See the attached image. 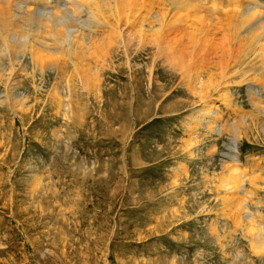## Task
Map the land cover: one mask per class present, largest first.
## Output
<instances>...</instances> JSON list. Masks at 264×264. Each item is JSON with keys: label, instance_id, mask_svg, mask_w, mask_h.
<instances>
[{"label": "rangeland", "instance_id": "1", "mask_svg": "<svg viewBox=\"0 0 264 264\" xmlns=\"http://www.w3.org/2000/svg\"><path fill=\"white\" fill-rule=\"evenodd\" d=\"M53 1L62 20L79 25L69 28L71 52L81 50L76 35L90 46L100 32L86 26L87 13L73 14L71 0ZM137 1L143 14L151 12L143 27H158L160 1ZM38 5L16 13L26 18L38 8L50 17L56 9ZM217 14L196 23L209 27L207 37L216 32L213 42L193 48L186 39L192 27L172 28L157 60L146 43L151 36L145 45L128 42L123 17V42L103 62L61 56L60 67L47 63L40 73L26 51L10 61L12 79L2 62L0 264H264L257 244L264 238V71L255 53L250 67L257 69L241 77L238 43L230 54L220 43L234 22ZM192 55L200 65L193 93L178 65ZM213 80L219 91L201 117L196 83ZM231 167L241 172L238 187Z\"/></svg>", "mask_w": 264, "mask_h": 264}, {"label": "bare ground", "instance_id": "2", "mask_svg": "<svg viewBox=\"0 0 264 264\" xmlns=\"http://www.w3.org/2000/svg\"><path fill=\"white\" fill-rule=\"evenodd\" d=\"M13 1H15L14 4L12 3ZM52 1L53 0H12V1L0 0V53L3 52L2 54H5V56L0 55V68L3 66L2 65L3 61H8L10 65V67L8 66L10 68L9 77L11 79L14 75L13 72L15 70L14 68H12V63H10V61H12L14 57H16L17 53L24 54V52L26 51H28L30 54V64L32 68L35 69L38 67L40 73L43 71L44 65L47 63L57 64L60 67L59 62L61 56L71 58L74 55L77 61H79L84 59L86 54L87 57L89 56L91 58L95 55L97 60L99 61L101 60L103 62L102 55L108 52V49L111 48V45H118L123 42V32L120 30V27L124 20H125L124 26L126 27V28L124 27V29H126L127 31L126 37L128 38V42L135 40L137 38L139 42L143 44L142 42L143 37L147 39L148 36H151V39H148L149 42L147 41L146 43L147 44L152 43L153 45H155L156 52L153 57L155 58V60H157L160 57L161 52L164 51L165 48H163V46L167 42L171 41V38L170 40L168 39V41L167 38L170 36L172 32L173 30L172 28L178 27L179 28L178 32H180L181 27L184 26H186L184 28L192 27L194 29V32L193 33L187 32L189 36H187L186 39L189 37L188 38L189 43H191V47L193 48L199 45L200 42L204 44L203 39L213 42V37H215L216 32L211 33L209 37H207V34L209 33V29H208L209 27L206 26V28H203L204 25H200L198 27L196 24V23L203 24L204 22L203 17H205L207 13L208 15H212V14L215 15L217 13H220L223 14L222 17L224 16V19H226L227 18L226 16H228L233 20L234 22L233 26L229 29V31L226 30V32L222 33L220 43L222 45L221 46L222 49L225 47V50L227 52L226 53L222 51L223 54L224 53L230 54V52H233L235 48V46L233 48V45L238 43L237 44L238 54L235 57L236 60L234 59L235 60L234 63L235 66H237L238 72L241 74V77L242 78L246 77L247 79H249L248 77L250 75L249 71L251 69L252 70L255 68L257 69L258 65H256L255 68L250 66L254 64V59L258 55L261 56V60H262L261 61L259 59L260 69H261L259 73L263 74L264 0H159L160 1L159 3L162 5V7L161 10H159V12L157 11L160 14L155 19V23L158 24V27H152V25L148 24L149 29L143 27V23L149 21L146 20L150 16L151 12L143 14L141 11L140 3H138L137 0H124V1L123 0H71V2L69 3L71 7L70 8L71 12L77 15H82V14L85 15L87 13L89 19L88 20L86 19L84 21L86 26L90 27L91 28L90 30L95 31V33L97 31L100 32L98 34L96 33V35L93 38H90L91 44L88 42L90 46H87L85 44V39L83 37L84 35L81 37L76 35V44L80 42L79 45L81 47V48L79 47L81 49L79 52H75V51L71 52L72 46L75 44V41L74 44L70 43V46L68 44L69 40L71 39L68 38L70 31L69 28H71V25L73 23L76 24L75 19L71 17L70 21L62 20L63 17L58 16V12L60 8H57L58 6L56 7L55 1L53 2ZM155 1L158 2V0ZM37 3H39V5L51 7V9H53L55 6L56 9L54 10L52 16L50 17L41 16V12H39L38 8H33L32 12L27 14L26 18L22 16H18V14L16 13V11L20 8L21 9L27 8L30 7L29 6L30 4H37ZM20 4H22V6H20ZM134 7H138L139 9L138 13H134L137 14L135 17L134 14L130 12ZM55 13H57V15ZM129 13L133 14L132 19H130V17L128 16ZM62 15H65V13ZM66 17L67 19H69L67 15L65 16V18ZM110 17H112L114 24H111L110 22L107 21V19ZM123 17L125 18L124 20H122ZM21 19L23 21H21ZM137 19H139L138 22L136 21ZM189 20L191 21V23L188 22ZM135 23L139 24V29L137 28L138 30L132 31V29H128V25L130 27H133ZM76 25L79 26L78 24ZM243 29H245V31ZM105 32H106V36H104ZM24 36L26 39L24 38ZM98 36H100V38H98ZM43 40H48V43L43 42ZM176 41L178 40L176 39ZM99 45L103 46L105 50L101 49ZM168 45L166 47L170 46ZM93 48L94 50H92ZM2 49L3 51H1ZM255 53H257L256 54L257 56L256 55L254 56ZM193 56L195 55L189 56L188 57L189 59L185 57V59L182 60V63L184 61L187 64L185 63L178 64L181 66L180 69V73L182 75L181 80L186 82L184 83H185V87L188 88L187 91H191L192 93L194 92L192 77L195 80L198 79V81L200 79L198 77V72H197L199 70L200 65L195 63V60L197 58L195 57L196 59H194ZM176 57H177V53H176ZM182 57L183 55L179 57L177 61L180 62L181 59H183ZM172 58H174V55ZM186 60L189 61L186 62ZM62 63L67 65L68 62L64 61ZM71 63H73L75 69L74 76L77 78L78 77L82 78L83 73L80 72V69L77 66V64H75L72 60ZM223 65L224 67L226 66V64ZM226 67L228 68V66ZM226 70H225V74H227ZM225 74L224 71H222L219 75L220 79L222 80L225 79ZM258 74L257 72H254L250 80L256 78ZM0 78H5V75L3 76V74H0ZM261 79L259 78V80ZM90 81L91 78L87 77L83 83L87 84ZM197 84L199 88L198 93L201 94V101L205 102L199 111L200 113H202L200 116L203 117V115L211 108L210 103L206 101H209L212 98L211 94L217 92V90L219 89L218 87L219 80H213L210 81L209 83L203 81L201 82V84L197 82L196 85ZM203 90H207L209 92L208 95L202 96ZM222 101L228 104V101L226 99L222 98ZM233 171L234 174H233L232 185L233 187H238L241 180V172H239L235 168L231 170V173ZM248 224L252 225L253 221H249ZM253 229L255 232L257 231L256 233H259L256 227H254ZM257 240H258L257 244L264 247V238L258 235Z\"/></svg>", "mask_w": 264, "mask_h": 264}]
</instances>
